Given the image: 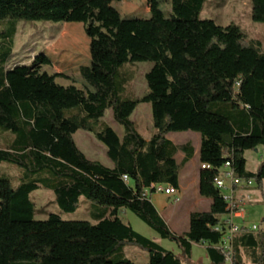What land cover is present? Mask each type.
<instances>
[{
    "label": "trees",
    "instance_id": "obj_1",
    "mask_svg": "<svg viewBox=\"0 0 264 264\" xmlns=\"http://www.w3.org/2000/svg\"><path fill=\"white\" fill-rule=\"evenodd\" d=\"M100 1L0 0V136L7 137L0 165L21 172L16 185L5 170L0 174L5 263L135 264L125 256L132 245L148 252L149 264H192L193 245L206 243L211 264H225L226 254L217 248L223 235L214 227L228 213V203L214 179L230 163L239 179L264 187V161L250 172L245 159L247 151L264 149V48L247 42L238 25L202 19L211 0H171L166 19H115L102 11L111 1ZM252 20L264 23V0H252ZM19 21L83 24L91 62L80 74L94 91L64 87L56 81L60 75L41 72L51 64L45 55L29 66L7 69ZM146 62L153 64L146 74L148 93L131 98L126 85L133 75L122 69ZM142 103L152 108L155 134L149 140L131 120ZM107 110L123 127V138L103 122ZM80 130L106 146L113 168L90 161L78 148L74 135ZM183 132L201 135L200 161L211 169H201L200 195L212 205L208 212L192 213L189 231L177 235L145 191L152 185L179 188L180 172L194 149L167 136ZM179 152L185 154L180 164ZM40 188L52 191L67 214L77 212L85 198L96 223L64 222L55 214L36 221L31 194ZM122 210L176 242L183 255L134 231L120 218ZM247 252L253 255L250 264H264V237L236 234L231 263L248 264Z\"/></svg>",
    "mask_w": 264,
    "mask_h": 264
},
{
    "label": "rangeland",
    "instance_id": "obj_2",
    "mask_svg": "<svg viewBox=\"0 0 264 264\" xmlns=\"http://www.w3.org/2000/svg\"><path fill=\"white\" fill-rule=\"evenodd\" d=\"M100 1V0H99ZM103 4L109 5L103 10L108 11L115 19H150L152 17L169 18L171 16V0H101ZM100 1V2H101ZM101 12V10H100ZM202 19L213 20L218 25L227 26L230 24L238 25L243 31L247 42H260L264 48V23H256L252 20V0H211L208 1L201 14ZM1 24V23H0ZM7 24V23H2ZM3 25H0V32ZM39 55H45L51 60L49 66H43L41 72L49 75H60L56 81L58 84L68 87L76 86L81 90L87 91L91 88L80 74L81 67L90 65V39L85 33V27L81 23H51V22H26L17 23V33L14 37L13 54L7 63V69L15 66H29ZM150 62L125 65L122 69L124 73L132 74L133 78L126 85V95L131 98H142L148 93L146 74L152 69ZM131 120L134 121L141 135L148 139L153 133L152 108L148 103L140 104ZM119 137L124 135V129L113 118L111 110H107L103 118ZM176 133H171L173 139ZM6 136H0V147H6ZM187 138L179 139L180 143H187ZM74 140L78 148L86 155L90 161L100 162L105 167H113L112 161L107 157L106 146L98 141L93 133L80 130ZM247 169L256 172L264 161V149L247 151L245 153ZM13 165H0V174L4 170L12 178L13 185L18 183L21 172L12 168ZM188 191L192 188H186ZM228 194V191H223ZM246 222L243 226L251 229L253 226L259 228L254 232L255 236L264 237V187L260 189L254 182L250 190L246 191ZM3 193L0 192V205ZM31 199L36 206V221L44 222L51 214L59 215L64 222H96L90 215L91 202L83 198L80 208L73 214L61 211L56 203L55 195L52 191L45 188L31 194ZM150 200L156 205L160 213L183 214L185 205L197 207V211L206 212L208 208L204 202L197 203L193 195H187L186 199L175 203V198L166 196L163 193H153ZM203 200H206L203 197ZM120 218L125 224L131 227L143 237L160 245L165 250L182 256L183 251L178 244L169 239H162L153 229L141 221L136 215L127 210H122ZM240 223V222H237ZM21 230H24L22 228ZM125 256L135 264H149V254L140 247L128 245L125 248ZM253 259L251 252L245 255V261L250 263ZM4 254L0 251V264H6ZM190 262L192 264H211L207 257L206 246L193 245ZM225 264H232L227 261Z\"/></svg>",
    "mask_w": 264,
    "mask_h": 264
},
{
    "label": "built area",
    "instance_id": "obj_3",
    "mask_svg": "<svg viewBox=\"0 0 264 264\" xmlns=\"http://www.w3.org/2000/svg\"><path fill=\"white\" fill-rule=\"evenodd\" d=\"M201 169H211V166L201 164ZM123 178L126 182L129 181L127 176H124ZM253 185L254 181L239 179L232 170L230 163H226L224 167L218 169V174L214 179V186L221 190L222 194L223 191H228V194H223L225 201L228 203V213L223 219H221L220 223L214 227V230L223 235L222 241L217 248L226 254L227 261L229 262L232 260L234 236L244 231L254 233L259 230L257 226H253L251 229L243 226L246 222L244 203L237 199L235 195V187L238 189L251 188ZM153 193H163L166 196L177 197L178 190L172 186L152 185L151 188L145 191L146 196ZM178 202L179 199H175V203Z\"/></svg>",
    "mask_w": 264,
    "mask_h": 264
},
{
    "label": "crops",
    "instance_id": "obj_4",
    "mask_svg": "<svg viewBox=\"0 0 264 264\" xmlns=\"http://www.w3.org/2000/svg\"><path fill=\"white\" fill-rule=\"evenodd\" d=\"M153 127V124H152ZM155 134V131L153 129L152 135L146 139L149 140L153 137ZM75 136V135H74ZM124 136V135H123ZM120 137V138H123ZM187 139V143L190 142L194 149V156L193 158L182 168L180 175H179V188L177 197H174L175 199H181L184 201L187 197V195H193L195 198V201L199 204L204 202L206 205V208H208V211H210L212 200L207 199L203 200V197L200 195V174H201V161H200V150H201V142L202 138L201 135L194 132H183V133H176L174 135V138H170V134L167 136V138L172 141L175 145H183L184 143H180L179 139ZM107 151V150H106ZM185 158V154L182 152H179L175 159L178 164H180L183 159ZM114 167V165H113ZM110 167V168H113ZM248 170V169H247ZM249 171V170H248ZM251 172V171H250ZM190 187L191 190H187L186 188ZM251 188H240L236 190V198L241 200L244 204L247 200L245 192L250 190ZM170 198V196H168ZM153 203V201L151 200ZM153 205L156 207V205L153 203ZM157 211L159 212L160 216L164 219L168 227L171 229L172 232H174L177 235H182L184 233H187L190 229V217L191 214L197 211V207H190L188 205H185V210L183 214H169V212H164V214L160 213L159 209L156 207ZM206 211V212H208ZM224 216H222L220 219H223ZM202 246H206V243H202ZM208 257V256H207ZM250 264V263H248Z\"/></svg>",
    "mask_w": 264,
    "mask_h": 264
}]
</instances>
